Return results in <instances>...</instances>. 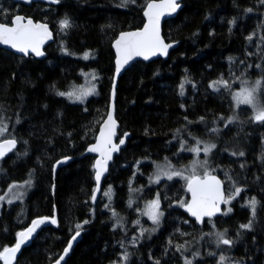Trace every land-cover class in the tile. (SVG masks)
I'll return each instance as SVG.
<instances>
[{"label": "trees", "instance_id": "1", "mask_svg": "<svg viewBox=\"0 0 264 264\" xmlns=\"http://www.w3.org/2000/svg\"><path fill=\"white\" fill-rule=\"evenodd\" d=\"M150 1L25 6L0 0L1 23L22 14L49 23L55 34L45 59L0 49V124L7 126L5 139L19 143L0 162V195L28 181L35 186L26 219L22 204L0 215V254L34 218L58 219V227L43 229L15 264H53L79 231L82 238L65 264H184L186 258L218 264L221 257L264 264V121L226 125L242 84L260 81L264 103V0H184L177 16L164 23L166 41L179 45L167 60L136 62L119 79L116 118L120 136L129 132L130 138L110 168L100 201L91 203L95 158L83 154L108 114L112 45L121 32L143 26ZM64 20L70 26L60 32ZM91 71L96 96L84 104L60 96ZM200 143L215 145L212 168L229 178L234 195L222 217L199 226L178 207L183 186L150 184L157 164L189 158L188 150ZM66 157L73 160L55 171ZM157 196L165 221L152 234L143 206ZM218 233L231 243L223 244Z\"/></svg>", "mask_w": 264, "mask_h": 264}, {"label": "snow or ice", "instance_id": "2", "mask_svg": "<svg viewBox=\"0 0 264 264\" xmlns=\"http://www.w3.org/2000/svg\"><path fill=\"white\" fill-rule=\"evenodd\" d=\"M53 3H58L59 0H52ZM148 11L145 13L148 16V25L145 26L143 32H134V33H125L122 34L120 39L116 41L117 52L120 54V59L117 60V74H119L120 68L126 64L133 56H143L145 59L149 58V55H155L157 52L162 54H167V48L171 45H166L161 40L159 36V19L163 14V10L167 9L170 12H174L178 7L176 0H165L162 4H148ZM25 18L22 16H16L13 21V26H7L5 24L0 23V44L9 45L17 51L28 54L29 51L35 53L37 56L43 55V52L40 50L41 45L45 40L51 38V33L48 31L47 25L45 24H37L33 23L31 19H28L26 23L24 22ZM69 22L67 20L61 21V28H68ZM87 58V57H85ZM216 83H221L217 81ZM225 86H227V83ZM260 81H256V84L251 89H245L243 93H239L234 97L237 101V104H247L252 106L256 115L254 117L257 121H264V105H261L258 100L256 93L260 88ZM60 95H65V93L61 92ZM69 96L73 95L72 93H68ZM79 99V97H78ZM109 121H111V127L108 124L105 125V128L108 129L107 133L101 132V139L105 146L111 145V150H117V146L112 144L111 137L115 134V121L111 116L108 117ZM232 121H229L231 123ZM2 129H0V134H2ZM124 141L121 140L122 144ZM16 141L14 139L6 140L3 144H0V157L4 155V153L11 148H14ZM215 147V145L206 146L204 148L205 153L209 152L211 148ZM91 152L100 151L101 145L98 144L95 147L88 149ZM192 151L199 152V148L192 149ZM103 155V153H102ZM243 155V153H241ZM110 159V153L108 155ZM96 166L99 169L96 173V180H100V176L103 171L106 170L105 166L101 165L100 161L96 162ZM163 175L167 176L168 179H172L173 176H182L181 172L170 171L164 172ZM188 180L187 189L192 194L191 203L187 205V210L195 216L198 220L203 216H212L215 211H218L216 207V203L218 200L222 199V194L220 192V181L216 179V177L211 176L207 172L204 175V178H199L195 174L191 177H183ZM160 176L156 177V182H159ZM15 187V185H14ZM10 191V190H9ZM239 189H237V193ZM106 195H110L106 193ZM2 199V197H0ZM95 197H93V200ZM227 203V201H224ZM11 203V200H9ZM253 212L255 209V200L252 202ZM181 206H184L181 203ZM152 212L150 213L151 219L154 223H158L159 216L162 213L159 212V201H153L151 204ZM48 218H44L46 220ZM44 220H36L32 222V227L28 228L26 232L19 233L21 240L19 243L12 248H5L3 253L0 254V258L5 259L6 264L8 260H10L14 254L20 249L21 244L24 243L26 239H29L34 230L42 223ZM51 223L56 224L57 221L53 218L51 219ZM87 223V221H85ZM81 227L77 225V228ZM242 227H249L250 225ZM79 235V232L76 233V236ZM220 237V241L228 245L231 243L230 240L225 239L222 233H218ZM75 239V236L72 238ZM71 243L68 244L65 249L64 255L68 254V250L71 249ZM64 256L60 257V260H63ZM223 257H221V262H223ZM59 264V261H57ZM186 264H191L190 261H187Z\"/></svg>", "mask_w": 264, "mask_h": 264}, {"label": "water", "instance_id": "3", "mask_svg": "<svg viewBox=\"0 0 264 264\" xmlns=\"http://www.w3.org/2000/svg\"><path fill=\"white\" fill-rule=\"evenodd\" d=\"M184 0H176V3L178 5V7L176 8V10L174 12H170L167 9L163 10V14L160 16L159 19V36L161 38V40L164 42V44L166 45H171L170 47L167 48V54H162L160 52H157V54L155 55H149L148 59H145L143 56H133L132 59H130L126 64H124L119 71V74H117V60L120 59V54L117 52V47H116V41L120 39L122 34L125 33H134V32H143L144 28L146 25H148V16L145 15V13L148 11V4H162L165 2V0H153L150 1L143 12V17H144V24L141 28L136 29V30H128V31H123L121 32L118 37L116 38V40L113 42V51L115 54V61H114V65H115V70H114V75H113V80H112V87H111V98H110V104H109V110H108V114L105 118V120L103 121V123L100 125L99 131L97 133V136L95 138V141L90 144L87 149L85 150L83 156L87 155V156H93L95 158L94 160V181H95V188L94 191L92 193V197H91V203L93 206H96L98 204V202L100 201L102 194H103V186H104V181L105 179L108 177L109 173H110V168L112 166V164L114 163L116 157L121 153V151L123 149H125V147L127 146V142L128 139L130 138V133L127 132L126 134H124L123 136H120L119 134V130H120V124L116 118V107H115V101H116V95H117V87H118V83H119V79L121 78V76L128 70L130 69L136 62H145V63H149L158 59H162V60H167L169 58V55L171 53V51H173L175 48L178 47L179 43L178 42H167L166 39L163 36V25L166 21L173 19L177 16L178 12L180 11V9L182 8V2ZM14 3L16 4H21V5H25V6H31L35 3H41V4H45V5H57L58 3H53L52 0H13ZM16 16H22L25 18V23L28 19H31L33 21V23H37V24H45L47 25L48 31L51 33V38L47 39L44 41V43L41 45L40 50L43 52V55L37 56L35 53L29 51L27 55H25L24 53H21L19 51H17L16 49L12 48L9 45H5V44H0V49L9 51L19 57H24V58H28V57H34L36 59H45L47 54L45 49L50 46L51 44L54 43L55 41V34L54 31L51 28V25L49 23L46 22H42V21H35L33 18L31 17H27L25 15L22 14H17L15 15L12 20L11 23H2L5 24L7 26H13V21L15 19ZM1 23V22H0ZM111 116L112 119L115 121V128H114V135L111 137L112 140V144L117 146V150H111V145L105 146L103 144V141L101 139V132H105L107 133L108 129L105 128V125L108 124L109 127H111V121H109L108 117ZM9 139H14V138H7V139H3L0 141V144H3L6 140ZM16 141L15 147L11 148V150H8L4 153V155L2 157H0V161L6 159L9 155H11L12 153H14L18 146L19 143L16 139H14ZM123 140L124 142L121 144L120 141ZM100 144L101 145V150L100 151H95V152H91L88 149L95 147L96 145ZM103 153V155H102ZM110 153L111 158H108V155ZM73 160L72 157H66V158H62L59 161H57L54 165V170L57 171L59 168L67 165L69 162H71ZM100 161L102 166L106 167V170L102 172L101 176H100V180L97 181L96 180V173L99 170L96 166V162ZM211 176L216 177L217 180L220 181V192L222 194V199L218 200L216 203V207L218 208V211H215L214 214L212 216H203L201 219H197L195 216H193L188 210H187V205L189 203H191V199H192V194L191 192L188 191L187 189V185H186V190L188 192V201L186 202V204L182 207V211L192 220H194L196 222L197 225H202L204 224L205 221L209 220V219H216L219 217H222L224 215V209L227 205V203H225L224 201H227V192H226V183L223 179L222 176L218 175V174H210ZM199 178H204L201 176L196 175ZM93 197H95V199L93 200ZM44 218H48L46 220H44ZM55 219L57 221L56 224L51 223V219ZM36 220H44V223L40 224L35 230L34 232L31 234L29 239H26L24 241V243L21 244L20 249L14 254V256L8 260L7 264H15L17 258L19 257L21 251L23 248L29 247L33 244V242L36 240V238L38 237V235L40 234V232L48 227H53V228H57L58 227V219H57V215L55 214L54 216H39L34 218L31 223L23 230H21L19 233L21 232H26L28 228L32 227V222L36 221ZM19 233L17 235V239H16V243H19L21 240V237L19 236ZM73 236H75V239L73 240ZM72 236V238L70 239L69 243H71V249L68 250V254L65 256L64 252H65V248L63 253L61 254V256H64L63 260H60V257L57 261H59V264H65L68 260V258L71 256L74 248L76 247V245L80 242L81 238H82V231H79V235L76 236V234H74ZM68 243V244H69ZM15 245L9 247H15ZM68 246V245H67ZM57 261H55L53 264H57ZM2 263L6 264L5 259L2 258Z\"/></svg>", "mask_w": 264, "mask_h": 264}, {"label": "rangeland", "instance_id": "4", "mask_svg": "<svg viewBox=\"0 0 264 264\" xmlns=\"http://www.w3.org/2000/svg\"><path fill=\"white\" fill-rule=\"evenodd\" d=\"M60 25V32H65L66 28H61ZM97 77L94 72H87L84 75V81L81 84H74L72 85L68 90L61 91L65 93V95H60L61 97L65 98L69 103L71 104H84L89 98L96 96L98 94V88H97ZM256 81L253 82V84H242L240 88L236 89L233 93V113L229 116V118L226 121V125H232L239 121H254V117L256 115L255 109L247 104H237V101L234 97H236L237 94L243 93L245 89H251L255 86ZM59 92V93H61ZM68 93H72L73 95L69 96ZM261 94L262 89L261 85L256 93L257 100L261 105H264V103L261 100ZM79 97V99H78ZM244 109L250 110V114L246 115L247 113L244 111ZM229 121H232L229 123ZM262 123V121L260 122ZM0 129H2V134H0V141L5 139L6 133H7V126L6 124H0ZM213 144H205L200 143L193 146L190 150H188V154L191 155L190 158L182 159L180 161L174 162L173 165L168 163H159L155 167V172L153 174V178L151 181V186H159L162 185L164 182H178L179 186H184L188 182V180L184 179L183 177H191L193 174L198 176H204L205 173H209V171H213L214 168H212V161H211V154L214 150V147L211 148V150L207 153H205L204 148L206 146H211ZM199 148L200 151L197 153L195 151H192V149ZM170 171H176L181 172L182 176H173L172 179H168L167 176L163 175L164 172H170ZM160 176L159 182H156V177ZM222 177L226 183V192H227V199H231L234 195V191L231 187L228 185L229 178L226 177L224 174H222ZM34 182L28 181L22 184L15 185V187H11L5 194L0 197V215L2 214L3 210L5 208H10L11 206L15 204H22L24 207L21 209L20 216L22 219H26L27 217V207L25 206L26 201L28 200L29 195L34 189ZM183 187V188H184ZM106 193H109V191H106ZM105 193V195H106ZM104 194V192H103ZM102 194V195H103ZM173 197H177L179 194L178 192H174ZM109 196V197H108ZM111 192L110 195H107V198H111ZM187 192L185 191V194L180 196L179 201L177 202L179 205L178 207H181V203L185 204L187 202ZM158 197L155 199H151L147 201L143 206V215L144 217L149 221L151 224L150 233H157L160 228L163 226V223L165 221V213L162 210V204L159 201V212L162 213V215L159 216L158 223H154L151 219L150 213L152 212L151 204L153 201H156ZM9 200H11V203H9ZM175 204V206L177 205ZM144 227V226H143ZM143 227H140V231H143ZM223 262H221V259L218 264H239L235 261H230L228 258L223 257ZM187 261H190L192 264V259L186 258L184 260V264H186Z\"/></svg>", "mask_w": 264, "mask_h": 264}, {"label": "flooded vegetation", "instance_id": "5", "mask_svg": "<svg viewBox=\"0 0 264 264\" xmlns=\"http://www.w3.org/2000/svg\"><path fill=\"white\" fill-rule=\"evenodd\" d=\"M260 122H261V121H257V120H255V119H254V121H251V123H254V124H256V123H260ZM190 156H191V155H190ZM189 158H190V157H189ZM4 160H5V159H4ZM4 160H1L0 162H2V161H4ZM168 163L171 164V165H173L174 162L171 161V162H168ZM214 173L217 174L214 170H213V171L211 170V171H209L208 174H214ZM201 177H204V176H201ZM187 183H188V182H187ZM187 183L185 184V187L183 186V187H184V191H186V192H187V190H186V185H187ZM187 195H188V192H187ZM157 197H158V200H160V199H159V196H157ZM187 201H188V197H187ZM185 204H186V203H185ZM185 204H183V205H185ZM182 207H183V206H181V207H179V208L182 209ZM181 211H182V210H181ZM182 212H183V211H182ZM224 213H225V209H224ZM161 229H162V227L160 228V230H161ZM160 230H159V231H160ZM159 231H158V232H159ZM158 232H157V233H158ZM157 233H154V234H157Z\"/></svg>", "mask_w": 264, "mask_h": 264}]
</instances>
